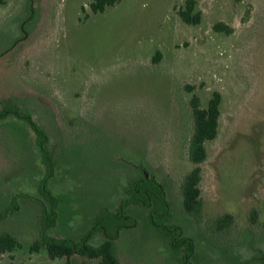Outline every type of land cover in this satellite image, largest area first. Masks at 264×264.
Here are the masks:
<instances>
[{"label":"rangeland","instance_id":"rangeland-1","mask_svg":"<svg viewBox=\"0 0 264 264\" xmlns=\"http://www.w3.org/2000/svg\"><path fill=\"white\" fill-rule=\"evenodd\" d=\"M187 1L120 0L93 14L91 0H0V108L32 112L58 164L45 176L32 131L0 120V235L16 240L0 264H99L31 251L40 183L59 198L47 233L77 241L141 175L163 186L170 208L128 209L135 227L115 241L120 264H264V0H191L197 25L178 16ZM214 93L220 116L200 165L197 222L181 194L195 167L190 101L205 109ZM225 215L231 226L216 231ZM171 239L185 240L184 256Z\"/></svg>","mask_w":264,"mask_h":264},{"label":"trees","instance_id":"trees-1","mask_svg":"<svg viewBox=\"0 0 264 264\" xmlns=\"http://www.w3.org/2000/svg\"><path fill=\"white\" fill-rule=\"evenodd\" d=\"M118 2L120 0H91L88 7L93 14H97L103 13L107 8L113 7ZM193 8L192 1L188 0L186 7L178 10V16L183 23L187 25L199 24L200 16L198 13L193 14ZM214 29L216 32L227 34L232 31V29L222 24L215 25ZM157 56H159V53H156V58L152 59L154 62L157 61ZM219 107L220 95L218 93L213 94L205 109L199 108L196 97H193L190 101L193 128L188 144V159L195 167L185 176L181 187V194L184 212L197 222L201 220L202 210L198 188L201 178L200 165L207 159L205 143L213 140L217 135L220 116ZM10 117L22 120L30 126L34 132L46 174L51 172L53 166H58V164L56 162L54 164L52 155L48 150V137L44 129L40 125H37L28 113L24 114L15 104L7 103L0 109V120ZM39 196L46 202V205H43L39 239L35 245L31 246V251L38 252L40 249H43L52 260L57 258L69 259L76 252L81 257L98 259L99 264H120L114 249L115 239L118 237L120 231L135 227V221H131L128 209L134 206L148 210L150 216L162 212L161 215L165 216L167 214L165 209L168 208L164 198L163 186L155 179H146L144 175H141L128 183L125 197L120 200L114 211H108L107 208L102 207L97 215L94 216L93 226L89 232L85 233L79 242H72L69 239L53 240L47 235V230L57 219L59 198L52 195L46 189L44 181L40 183ZM232 220V217L228 215L220 217L214 223L216 225L215 230L222 231L229 228ZM252 221L255 224V211H252ZM100 231H103L105 236L101 244L98 246L90 244L93 236ZM184 242L185 240L179 243L174 242L172 246L178 248ZM15 245L16 240L12 235L7 233L0 235V254L10 252ZM182 263L186 264V261H182Z\"/></svg>","mask_w":264,"mask_h":264},{"label":"flooded vegetation","instance_id":"flooded-vegetation-1","mask_svg":"<svg viewBox=\"0 0 264 264\" xmlns=\"http://www.w3.org/2000/svg\"><path fill=\"white\" fill-rule=\"evenodd\" d=\"M7 103H9V102H6V104ZM3 107V106H2ZM1 107V108H2ZM0 108V109H1ZM20 111H22L24 114L25 113H28L29 115H30V117H31V119L37 124V125H40L42 128H43V126L41 125V124H39L38 122H36L34 119H33V113L32 112H30V111H23V110H21L20 109ZM20 122H22L30 131H32L31 130V128H30V126L27 124V123H25L24 121H22V120H19ZM44 129V128H43ZM44 131H45V129H44ZM32 133L34 134V132L32 131ZM45 133H46V131H45ZM46 135H47V133H46ZM47 137H48V140H47V147H48V150H49V152H50V154L52 155V157H53V151H52V147H51V140H50V138H49V136L47 135ZM34 138H35V135H34ZM34 145H35V148H36V150H37V152L39 153V155H40V158H41V153H40V150H39V148H38V146H37V142H36V139H34ZM42 159V158H41ZM42 162V161H41ZM42 165H43V163H41ZM43 167H44V171H45V175H46V169H45V166L43 165ZM145 176V178L146 179H149L146 175H144ZM45 177V176H44ZM38 194H39V190H38ZM52 194V193H51ZM53 195V194H52ZM23 196H25V195H23ZM164 198H165V192H164ZM123 199V198H122ZM121 199V200H122ZM41 200V201H40ZM33 201H35L36 203H38V204H40L41 205V209L43 210V205H46V202L45 201H43L42 199H37V198H33ZM165 201H166V198H165ZM120 202V201H119ZM167 202V201H166ZM11 206H12V203H11ZM103 208H106L105 206H102ZM102 207H100L98 210L100 211V209L102 208ZM167 207L168 208H170V206H169V203L167 202ZM183 209V208H182ZM41 210V211H42ZM108 210V209H107ZM98 211V212H99ZM184 211V210H183ZM185 213V212H184ZM186 214V213H185ZM41 215H42V212H41ZM97 215V214H96ZM95 215V216H96ZM187 215V214H186ZM188 216V215H187ZM189 218H191V219H193L192 217H190V216H188ZM94 220V217L90 220V227H89V230L92 228V226H93V221ZM194 220V219H193ZM56 222V220L52 223V226L51 227H53V225H54V223ZM42 226V225H41ZM51 227L48 229V230H50L51 229ZM47 230V231H48ZM89 230L87 231V232H89ZM128 230V229H127ZM130 230V229H129ZM41 231V230H40ZM123 231V230H122ZM86 232V233H87ZM121 232V231H120ZM100 235L102 238H103V240H104V238H105V236H104V233H103V231H100L99 233H97V234H95L94 236H96V235ZM40 235V234H39ZM47 235L49 236V234L47 233ZM84 235V234H83ZM83 235H81L79 238H78V240L77 241H74L73 239H71V238H55V237H50L51 239H53V240H63V239H69L70 241H72V242H79L82 238H83ZM93 236V237H94ZM119 236V235H118ZM117 239H118V237L115 239V241H117ZM115 243V242H114ZM174 242H173V240L171 239L170 240V245L172 246V244H173ZM173 247V246H172ZM174 248V247H173ZM178 250H180V252H179V254L180 253H182V255L184 256L185 255V251H183L184 250V247L181 245L178 249H176V251H178ZM74 254H76V252H74ZM185 258V257H184Z\"/></svg>","mask_w":264,"mask_h":264}]
</instances>
